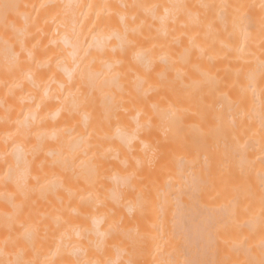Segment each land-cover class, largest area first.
I'll return each mask as SVG.
<instances>
[{"label":"bare ground","instance_id":"obj_1","mask_svg":"<svg viewBox=\"0 0 264 264\" xmlns=\"http://www.w3.org/2000/svg\"><path fill=\"white\" fill-rule=\"evenodd\" d=\"M0 261L261 264L264 0H0Z\"/></svg>","mask_w":264,"mask_h":264},{"label":"snow or ice","instance_id":"obj_2","mask_svg":"<svg viewBox=\"0 0 264 264\" xmlns=\"http://www.w3.org/2000/svg\"><path fill=\"white\" fill-rule=\"evenodd\" d=\"M2 7L7 10L9 7H11L10 5L8 4H3ZM0 264H4V262L0 261ZM261 264H264V261H261Z\"/></svg>","mask_w":264,"mask_h":264}]
</instances>
